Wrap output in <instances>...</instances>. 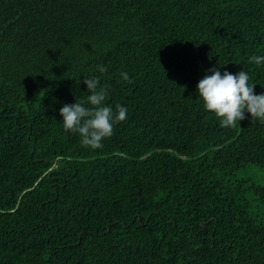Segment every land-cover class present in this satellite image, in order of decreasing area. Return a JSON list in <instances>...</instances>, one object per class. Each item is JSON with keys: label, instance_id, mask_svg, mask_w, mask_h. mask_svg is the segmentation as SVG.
I'll use <instances>...</instances> for the list:
<instances>
[{"label": "trees", "instance_id": "16d2710c", "mask_svg": "<svg viewBox=\"0 0 264 264\" xmlns=\"http://www.w3.org/2000/svg\"><path fill=\"white\" fill-rule=\"evenodd\" d=\"M251 55L264 0H0V264H264V183L236 177L264 122L196 92L213 66L264 92ZM88 76L127 108L97 149L59 112Z\"/></svg>", "mask_w": 264, "mask_h": 264}, {"label": "clouds", "instance_id": "9594fccd", "mask_svg": "<svg viewBox=\"0 0 264 264\" xmlns=\"http://www.w3.org/2000/svg\"><path fill=\"white\" fill-rule=\"evenodd\" d=\"M247 59L250 64L264 66V55H251ZM97 70L101 74L107 71L103 65H98ZM120 75L124 80L129 78L127 72ZM83 82L89 93L86 98L64 104L59 112L65 132L78 134L82 145L97 149L103 147L105 138L112 136L114 125L127 118V108L116 105L114 110L105 103L109 93L107 88L100 87L99 77L88 76ZM254 84L243 68L232 73L213 66L199 79L196 92L203 107L219 118L220 126L229 128L246 118L264 122V92L254 93Z\"/></svg>", "mask_w": 264, "mask_h": 264}, {"label": "rangeland", "instance_id": "374dc122", "mask_svg": "<svg viewBox=\"0 0 264 264\" xmlns=\"http://www.w3.org/2000/svg\"><path fill=\"white\" fill-rule=\"evenodd\" d=\"M236 177H241V178H249L255 183H264V173L260 171L256 166L254 165H249L246 166L245 168L239 170L236 173ZM252 210L256 211L257 214H260L263 208L254 200L252 202ZM264 215V212H263Z\"/></svg>", "mask_w": 264, "mask_h": 264}]
</instances>
